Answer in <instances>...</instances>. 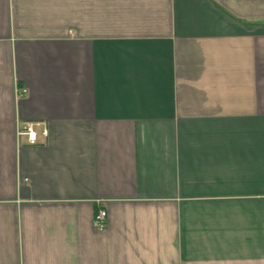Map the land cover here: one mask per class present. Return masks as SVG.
<instances>
[{
  "label": "crops",
  "instance_id": "crops-1",
  "mask_svg": "<svg viewBox=\"0 0 264 264\" xmlns=\"http://www.w3.org/2000/svg\"><path fill=\"white\" fill-rule=\"evenodd\" d=\"M0 264H264V0H0Z\"/></svg>",
  "mask_w": 264,
  "mask_h": 264
},
{
  "label": "built area",
  "instance_id": "built-area-1",
  "mask_svg": "<svg viewBox=\"0 0 264 264\" xmlns=\"http://www.w3.org/2000/svg\"><path fill=\"white\" fill-rule=\"evenodd\" d=\"M27 89H20L18 90V94L20 96L26 95L27 94ZM40 126V124L36 123H26L19 131H18V136L20 137H25L29 144H37L39 140V135L36 130V127ZM44 136L48 135L47 130L44 131L43 133ZM108 222V213L106 210H100L98 213L95 214L94 220H93V226L102 231L106 228Z\"/></svg>",
  "mask_w": 264,
  "mask_h": 264
}]
</instances>
